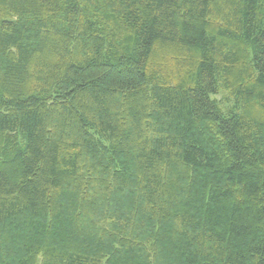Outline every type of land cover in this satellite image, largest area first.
I'll list each match as a JSON object with an SVG mask.
<instances>
[{
	"label": "trees",
	"instance_id": "obj_1",
	"mask_svg": "<svg viewBox=\"0 0 264 264\" xmlns=\"http://www.w3.org/2000/svg\"><path fill=\"white\" fill-rule=\"evenodd\" d=\"M0 10V264H264V0Z\"/></svg>",
	"mask_w": 264,
	"mask_h": 264
},
{
	"label": "rangeland",
	"instance_id": "obj_2",
	"mask_svg": "<svg viewBox=\"0 0 264 264\" xmlns=\"http://www.w3.org/2000/svg\"><path fill=\"white\" fill-rule=\"evenodd\" d=\"M13 16L8 11L0 10V22L3 19H10ZM216 100L219 103L220 108L226 114L234 110V101L230 99L228 92L221 85L219 87V94L216 96Z\"/></svg>",
	"mask_w": 264,
	"mask_h": 264
}]
</instances>
